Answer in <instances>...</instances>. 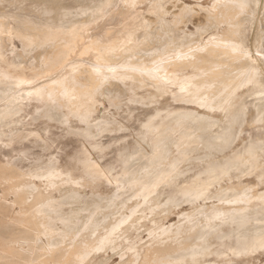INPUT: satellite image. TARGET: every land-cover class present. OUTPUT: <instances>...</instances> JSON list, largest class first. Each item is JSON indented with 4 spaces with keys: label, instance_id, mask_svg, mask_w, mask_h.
<instances>
[{
    "label": "bare ground",
    "instance_id": "6f19581e",
    "mask_svg": "<svg viewBox=\"0 0 264 264\" xmlns=\"http://www.w3.org/2000/svg\"><path fill=\"white\" fill-rule=\"evenodd\" d=\"M180 1L181 11H174ZM216 2L201 0V7ZM185 4L0 0V90L16 92L14 114L0 107V259L7 242L17 259L75 264L85 246L92 252L128 221L114 245L92 252L85 264H121V253L132 258L130 245L140 264H264V249L253 247L264 232V101L258 94L264 81L249 84L250 62L224 46L256 49L264 0H219L211 23L204 12L206 24L195 26L209 29L207 35L191 38L189 20L177 41L166 18L185 19ZM155 41L167 44L145 57ZM43 49L42 62L53 60L51 69L27 64ZM178 52L185 58L176 59ZM52 69L58 77L40 83ZM20 81L33 83L18 87ZM177 81L190 87L181 93ZM119 82L133 92L116 94ZM105 95L152 103L120 107L124 119L117 121ZM126 118H145L147 136L138 135L139 125L121 126ZM52 125L77 143L64 161L51 151L59 147ZM177 127L194 132L195 145L181 141ZM137 144L145 157L135 162L128 151ZM31 145L48 152L46 158L30 157L25 147ZM137 167L142 176L117 189V172L127 177ZM206 173L214 179L204 182ZM49 245L61 247L50 255Z\"/></svg>",
    "mask_w": 264,
    "mask_h": 264
},
{
    "label": "rangeland",
    "instance_id": "374dc122",
    "mask_svg": "<svg viewBox=\"0 0 264 264\" xmlns=\"http://www.w3.org/2000/svg\"><path fill=\"white\" fill-rule=\"evenodd\" d=\"M187 1V4L190 5L191 2H193V0H186ZM176 3V2H174ZM178 6H173L172 2H168V6L169 5H172L173 6V10L174 11H177L180 9L181 11V1L180 2H177ZM204 12H200V11H197L195 15H191V16H187L185 19H181V20H178V21H172V20H169L168 18H166L171 24H173V28L170 30V31H173V32H176L175 34L172 32L171 33V36H174L172 38H175L177 39V41H181V39H178L180 38L178 33H177V30L181 29L182 27H185V22L186 21H191L192 24H189L188 26L190 27L191 30H193L194 32H196L195 36L191 37V38H196V36H203V35H207L209 33V29L207 28H201V29H195V26H202L204 24H206L205 20H206V17L205 15L203 14ZM189 17V18H188ZM205 17V18H204ZM204 18V20H203ZM198 24V25H196ZM194 25V27H193ZM159 28V27H158ZM256 34V29H254V32L252 33V36H255ZM167 39H170L169 37H167ZM191 40V39H189ZM19 43V42H18ZM155 44H151L150 46L146 47V49L143 51V54L145 57L149 56L150 53H152L154 50H158V49H162L165 47V45L167 44H163L165 43V41H162L161 44H158L156 43V41L154 42ZM20 44V43H19ZM253 47H256L257 46V43H254L252 45ZM157 47V48H155ZM252 47V48H253ZM136 52H139L138 50L137 51H134L132 55H134ZM24 53V51H23ZM45 53H47V51H45L44 49L43 50H39L37 52V54L34 56V57H31L29 58L27 64H33L34 63H39V64H42L43 65V68H49L51 69L52 65L54 64L53 63V60L49 61V62H42V59L45 55ZM139 55V54H138ZM57 71L55 70H51V75L48 76V77H44V78H41L40 79V83H44V80L47 78H53V77H58L57 76V73H55ZM116 94L120 95V94H124V95H129L131 94L133 91L130 90V88L128 87V85L126 83H123V82H119L118 83V86H117V89L115 88L113 91H116ZM24 93V90H20L17 92V94H22ZM16 94L15 90H5L4 91H1L0 90V107L1 105L7 107L8 110L12 111L11 114H14L15 111L13 110V107L15 106L16 103H14V99H13V96ZM110 99V100H109ZM120 99H122V101H117L114 97L112 96H109V95H105V97L103 98L104 102L107 104V107H110L114 112H118L120 115L115 118L117 121H121L123 118V116L121 115V112H120V107L123 108V110H128V109H134L136 105H141V104H151L152 102H147V103H143L144 101H142L141 99H135V100H128L127 97H120ZM117 107V108H116ZM153 109V106H151V108L148 110V113H146V116L151 113ZM136 110H142V108H136ZM25 113H24V117H25ZM126 116V115H125ZM146 118V117H145ZM143 118L140 122H137L134 121L132 122V120H128L126 118V122H120V125L121 126H127V127H132L133 125L136 126V125H139L140 128H141V132L138 133V135H140L141 137L144 136L146 137L147 134H145V131L146 129L148 128L147 126V123L144 122L141 124V122L145 119ZM15 127V126H14ZM39 127H43L42 125H39ZM177 130H178V137H180V140L181 141H190L191 144L195 145L196 141V134L188 129H185V128H179L177 127ZM51 137H53L56 141V145H59V147H54L51 151H53L54 154H59L60 155V158L63 159V161L65 160V158L67 157V154H72L73 153V150H75V148H77V143L75 141H71V140H68V139H65L62 137L63 135V130L62 128L60 127H57V126H54L52 125L51 126ZM103 136V133L101 135V137ZM177 136V135H176ZM18 149L20 148V146H17ZM23 148V147H22ZM25 151L28 153V155H30V157H32V155L36 156L37 154H42L45 157L46 154H48V152H45L41 149V147L39 146H26L25 147ZM130 153V158L132 161H135L137 162L138 159L142 160L141 158L145 157V151L142 149L141 147V144H137V146L131 148L129 151ZM27 163V161H26ZM194 163L195 164V161H191L190 165ZM165 163L163 162H159V163H156V166L160 167V166H164ZM139 166V164L137 165ZM188 166V165H187ZM138 168V173L135 174V175H130V176H127V177H124L122 176V173H118V187L117 189H120V190H124L125 187H131L133 185V180L137 179V177H140L142 176L143 174V167H137ZM136 168V169H137ZM142 168V169H141ZM206 167L204 168H201V169H196L194 173H191L192 175L194 174H199V172L203 171ZM183 173H179L178 175H181ZM184 175H187V173H184ZM184 175L182 177H184ZM212 173H206L204 175H202L201 177L205 178V181L204 182H209V181H212L214 178L211 176ZM123 198H124V195H122V197L119 198V203L123 201ZM234 201H237V200H233L232 202ZM10 204V202H7ZM8 204V205H9ZM112 205V204H111ZM87 210L83 211V213H86ZM175 218H173L174 220ZM15 258H17L15 256ZM20 260H24L22 258H18Z\"/></svg>",
    "mask_w": 264,
    "mask_h": 264
},
{
    "label": "snow or ice",
    "instance_id": "6c2138e0",
    "mask_svg": "<svg viewBox=\"0 0 264 264\" xmlns=\"http://www.w3.org/2000/svg\"><path fill=\"white\" fill-rule=\"evenodd\" d=\"M129 6L130 7H136V0H129ZM219 0H217L216 3H213L210 8L204 9L201 7V0H193V2L189 4H185L182 9V14L186 15H195L197 11L205 12L208 14V23H211L212 14L216 11V9L219 7ZM241 8L245 7V5L241 4ZM10 35V33H8ZM215 40V38H212ZM225 47L231 48L232 52L245 60L249 61L251 64V67L248 71L249 80L248 83L252 84L257 78H259L260 81H264V34L261 35L257 42L256 49L250 50L248 48L243 47L242 45L237 44H225ZM185 55L183 53H177L176 59H184ZM161 63H164V61H161ZM135 70V69H133ZM95 72L99 73L100 69L95 68ZM109 71L115 73V69H109ZM154 72L157 73V76L155 78H160L158 76V67L153 69ZM108 77H104V80H107ZM33 82L31 81H20L17 85L18 87L24 84L31 85ZM166 83H172V81H167ZM177 86L180 88V92L184 93L188 90V87L190 85L186 83H181L179 81L176 82ZM261 88L264 89V84H261ZM39 94V92H37ZM261 97V100L264 101V91H261L258 93ZM32 93H29V96H31ZM261 123H264V114L261 115L259 118ZM131 217H129V220ZM128 221H123L122 224H126ZM121 225H116L112 232L109 234V236L105 237L104 240L100 241L99 245H97L95 248L92 249V252H100L103 251L106 247L110 245H114L115 243V237H117L120 233V229L122 227ZM151 235V234H150ZM122 238V237H121ZM37 243H39V240H37ZM260 247L264 249V232L261 233L260 239L256 242H254L253 247ZM60 245H49L47 249H45L46 252H48L50 255L54 254L55 249L60 248ZM113 251L115 252L116 249L113 247ZM92 252H89L87 250V246H85V249L81 252L80 255L77 256L75 264H85L88 257L92 254ZM126 253L131 254V259H126L125 253H121L120 255V262L121 264H140V254L137 251V248L135 246H129L126 249ZM234 255H239L240 253L234 252ZM4 259H0V264H44L43 259L41 261L36 260H20L15 258L14 252H13V246L8 244L7 242L4 244ZM11 257V258H8ZM48 264H71V262L67 260H51L48 262ZM145 264H149L148 261H145ZM195 264V262H193Z\"/></svg>",
    "mask_w": 264,
    "mask_h": 264
}]
</instances>
